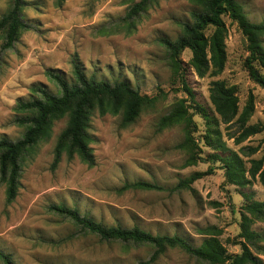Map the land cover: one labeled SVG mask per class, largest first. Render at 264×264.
I'll list each match as a JSON object with an SVG mask.
<instances>
[{"label":"rangeland","instance_id":"obj_1","mask_svg":"<svg viewBox=\"0 0 264 264\" xmlns=\"http://www.w3.org/2000/svg\"><path fill=\"white\" fill-rule=\"evenodd\" d=\"M138 1L25 0L23 19L29 28L6 49L0 32V139L16 141L23 136L26 127L15 121V106L19 100L34 97L33 86L59 93L58 85L46 74L48 69L74 80L75 55L88 75L129 81L142 94L157 98L127 124L121 111L93 109L88 127L93 165L77 154L69 157L65 150L54 163L68 121L66 114L53 120L48 132L22 156L20 187L12 202H7V185L0 179V251L9 254L14 264H138L153 252L149 244L103 240L52 206L76 209L105 226L177 235L195 247L216 236L231 255L243 250L240 232L244 215L251 218V228L264 235V218L246 209L251 200L264 201V130L236 143L241 129L221 121L209 90L214 79L234 85L240 112L252 94L254 108L247 124H264V88L249 75L246 37L234 20L223 17L228 29L227 57L223 71L215 77L199 76L189 64L191 50L182 52L183 79L217 123L213 125L189 107V112H195L194 143L182 145L183 122L158 127L160 119L182 99L186 105L193 104L160 39L175 40L183 32V23L192 22L191 13L200 6L193 0H151L137 17L135 28L123 29L122 19ZM237 1L252 22L264 24V0ZM10 5V0H0V18ZM212 31L209 27L206 33ZM261 40L264 47V34ZM213 127L228 148L219 153L237 152L244 160L245 185L228 182L223 162L211 159L217 141L212 139V146L206 136L216 137ZM258 160L262 162L252 176L250 169ZM210 166L212 173L189 188H177L180 180ZM137 182L152 187L132 186ZM250 248L264 264V239ZM0 264H4L1 258ZM151 264L208 263L179 247H168Z\"/></svg>","mask_w":264,"mask_h":264},{"label":"trees","instance_id":"obj_2","mask_svg":"<svg viewBox=\"0 0 264 264\" xmlns=\"http://www.w3.org/2000/svg\"><path fill=\"white\" fill-rule=\"evenodd\" d=\"M193 1L200 8L192 11V22L183 23L182 34L175 40L160 39L166 48L170 66L176 74H179L182 90L187 94L188 101L194 104H188L191 105L188 106L185 103L186 100L182 99L158 123V127L163 128L183 122L185 142L182 145L194 143L193 132L196 124L193 116L195 112H189V107H194L196 113L206 117L213 125L216 126L217 123L212 121L211 116L197 102L193 89L183 79L184 66L181 54L185 49L191 50L192 57L189 64L199 76H218L224 69L227 57L225 40L228 29L223 18L225 15L237 23L246 37L249 51L246 65L249 75L264 88V47L261 40L264 34V24L252 22L237 0ZM10 2L9 10L0 18V32H3L5 36L3 44L5 49L12 47L20 33L29 28L23 19L25 0H10ZM150 2L151 0H140L133 4L122 19L120 27L129 31L135 28L137 17L148 8ZM209 27L213 28L210 35L206 33ZM72 67L74 75L72 82L53 69L46 71L47 76L58 85L59 93H51L42 86H33L31 89L34 97L26 101L19 100L15 106V111L18 112L15 121L19 125H24L26 130L23 136L16 141L7 138L0 139V179L7 185L8 203L15 199L20 187L22 156L48 132L53 120L68 115L67 125L58 140L54 163L58 162L62 151L65 150L69 157L77 154L82 161L93 165L95 156L89 146L91 136L88 133L93 109L98 108L101 112L121 111L123 123L127 124L133 122L143 108L152 106L157 99L142 94L140 89L129 81H109L98 79L93 74L88 75L77 55L72 59ZM209 90L210 100L221 121L227 125H238L241 129V133L235 138L236 143L264 130V124L261 122L247 124L254 108L252 94L249 95L246 106L240 112L239 98L234 85H228L221 79H214L210 83ZM211 129L216 137L213 138L209 134L206 138L211 141L212 146V141L214 139H216L215 142L217 141L214 147L217 152L210 154L211 159L223 162L228 182L245 185L248 180L245 176L244 160L237 152H230L227 155L220 154V150L228 148L221 142L220 131L214 127ZM261 162L262 160L254 161L250 169L252 176L255 175ZM213 171V167L210 166L206 171L194 172L188 178L180 180L177 188H189L194 181ZM132 186L152 187L151 184L143 182L134 183ZM51 208L69 217L80 228L97 234L103 240L151 245L153 252L150 258L138 264L153 263L168 247H179L208 264H262L261 260L253 254L250 245H256L258 240L264 239V235L251 228L252 221L247 215L243 216L241 222L240 236L244 238L243 250L241 253L231 255L216 236L205 238L200 245L195 247L177 235H153L138 227L105 226L86 214H80L76 209H69L65 206H52ZM246 209L249 213L264 218V201L251 200L246 204ZM0 258L4 264H14L11 256L2 251H0Z\"/></svg>","mask_w":264,"mask_h":264}]
</instances>
